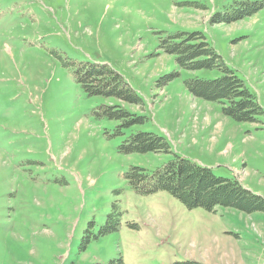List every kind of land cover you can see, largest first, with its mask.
I'll return each mask as SVG.
<instances>
[{
  "label": "rangeland",
  "instance_id": "obj_1",
  "mask_svg": "<svg viewBox=\"0 0 264 264\" xmlns=\"http://www.w3.org/2000/svg\"><path fill=\"white\" fill-rule=\"evenodd\" d=\"M231 2L0 0V264H264V213L186 209L165 192L136 194L124 178L178 156L264 198V8L211 24ZM179 32L205 36L255 94L259 123L234 122L184 88L217 72L180 71L158 85L176 69L160 39ZM60 58L107 66L141 103L89 97ZM101 106L143 123L116 135L120 122ZM138 132L165 139L170 153H122Z\"/></svg>",
  "mask_w": 264,
  "mask_h": 264
},
{
  "label": "trees",
  "instance_id": "obj_2",
  "mask_svg": "<svg viewBox=\"0 0 264 264\" xmlns=\"http://www.w3.org/2000/svg\"><path fill=\"white\" fill-rule=\"evenodd\" d=\"M263 8L264 0H232L223 13L211 17L210 23L239 22L255 15ZM159 48L165 54L175 57L176 69L158 85H164L178 77L180 71L217 72L219 76L212 79L189 78L184 81V88L194 98L219 104L221 114L234 122L259 123L257 119L263 111L255 94L229 70L203 34L179 32L169 35L160 39ZM61 63L65 65L73 82L89 97L113 98L132 105L141 103L139 96L123 78L107 66L63 59ZM98 110L100 116L120 122V126L115 130L116 135H121L120 129H128L143 123L141 117L130 114L120 106H101ZM120 150L124 154L170 153V147L165 139L145 132L127 137ZM124 178L136 194L165 192L186 209L201 208L210 212L220 206L245 214L264 213V198L250 192L237 179L216 177L210 169L183 157L173 156L171 161L152 173L138 167H130ZM109 228L115 230L117 224L110 221ZM178 264L201 263L187 261Z\"/></svg>",
  "mask_w": 264,
  "mask_h": 264
}]
</instances>
